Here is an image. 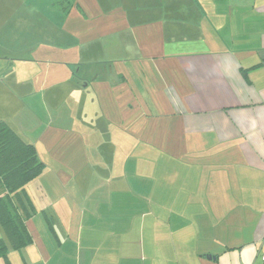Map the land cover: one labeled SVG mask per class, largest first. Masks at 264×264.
<instances>
[{"label": "crops", "instance_id": "crops-1", "mask_svg": "<svg viewBox=\"0 0 264 264\" xmlns=\"http://www.w3.org/2000/svg\"><path fill=\"white\" fill-rule=\"evenodd\" d=\"M149 1L102 45L77 0H0L7 125L44 163L0 264L261 263L264 0Z\"/></svg>", "mask_w": 264, "mask_h": 264}, {"label": "trees", "instance_id": "trees-1", "mask_svg": "<svg viewBox=\"0 0 264 264\" xmlns=\"http://www.w3.org/2000/svg\"><path fill=\"white\" fill-rule=\"evenodd\" d=\"M43 168L34 145L0 121V257L9 248L21 249L32 242L26 221L35 210L25 188Z\"/></svg>", "mask_w": 264, "mask_h": 264}, {"label": "rangeland", "instance_id": "rangeland-1", "mask_svg": "<svg viewBox=\"0 0 264 264\" xmlns=\"http://www.w3.org/2000/svg\"><path fill=\"white\" fill-rule=\"evenodd\" d=\"M77 1L81 2L80 4L84 10V14L83 16H81L82 21L79 22V26H81L84 29V32H85L84 34H85L86 39H88V37L91 35H95V36L100 35L101 37H103L102 45H104L105 42L107 43V40L109 39L112 40L111 38L112 36L109 34H114L113 30H117L116 27L125 25L123 11L125 10L127 6L130 7L133 0H77ZM116 1H121L122 7L121 6L115 7ZM158 2L164 3L165 1H162V0H157V2L149 1L147 5L151 9L158 11V8H157ZM100 10H102V13L98 12ZM70 23L72 22H69L67 25H70ZM150 35L152 37L151 41L157 42V43L158 41H160V37H161L160 32H157L154 30L150 33ZM156 35L158 36L157 38H156ZM157 51H158V47H154L149 50L150 55H152L153 53H156ZM14 71L15 69L13 70L12 73H14ZM12 73L6 72L4 74H7V76H11ZM3 82L5 81L3 80V78H1L0 79L1 86H3ZM3 88L5 87L3 86ZM7 96H10L7 90L0 91V117L7 118L8 122L5 120H0V121H3V122L5 121L4 123L8 125L9 124L12 125V122H13L12 110H13L14 105L11 101H9ZM14 119H15V124H16L15 128L18 132L19 130H26V127L24 125H21L18 122L19 121L18 118H14ZM40 129L41 127H39L37 130L39 131ZM40 134L41 132L38 133V136H40ZM41 151L44 152V149ZM41 156L43 157V155ZM43 159H45V157H43Z\"/></svg>", "mask_w": 264, "mask_h": 264}, {"label": "built area", "instance_id": "built-area-1", "mask_svg": "<svg viewBox=\"0 0 264 264\" xmlns=\"http://www.w3.org/2000/svg\"><path fill=\"white\" fill-rule=\"evenodd\" d=\"M261 263L260 264H264V255L261 256Z\"/></svg>", "mask_w": 264, "mask_h": 264}]
</instances>
